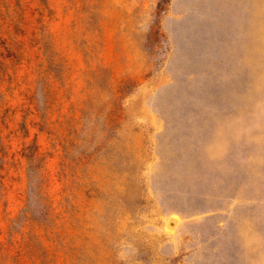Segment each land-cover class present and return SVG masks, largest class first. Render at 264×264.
<instances>
[{
	"label": "rangeland",
	"instance_id": "obj_1",
	"mask_svg": "<svg viewBox=\"0 0 264 264\" xmlns=\"http://www.w3.org/2000/svg\"><path fill=\"white\" fill-rule=\"evenodd\" d=\"M230 260L264 264V0H0V264Z\"/></svg>",
	"mask_w": 264,
	"mask_h": 264
},
{
	"label": "water",
	"instance_id": "obj_2",
	"mask_svg": "<svg viewBox=\"0 0 264 264\" xmlns=\"http://www.w3.org/2000/svg\"><path fill=\"white\" fill-rule=\"evenodd\" d=\"M193 20L192 14H187L186 21ZM197 20V21H196ZM196 24L189 25L188 22H179L181 27V33L177 35L178 45L176 48L177 59H187L190 65H183L185 62L182 61V69L175 72L176 81L180 84L183 83L184 77L189 72H194V79L196 82L201 81V74L196 72L193 68V64L196 67L204 68L208 63L209 59L207 56H218L220 48L223 46V33L226 28L222 25H215L208 18L196 19ZM192 24V23H191ZM174 86H170L172 90ZM222 88L218 85H206L204 94L207 100H203L205 104L219 103L222 104L223 100H216V94L220 92ZM183 104V100H181ZM190 108L184 106L179 108L177 111L182 115L185 114ZM235 260L229 262H221L220 264H235Z\"/></svg>",
	"mask_w": 264,
	"mask_h": 264
}]
</instances>
